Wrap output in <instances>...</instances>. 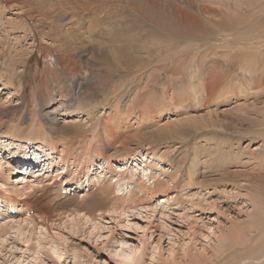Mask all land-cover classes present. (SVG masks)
<instances>
[{
	"label": "rangeland",
	"instance_id": "1",
	"mask_svg": "<svg viewBox=\"0 0 264 264\" xmlns=\"http://www.w3.org/2000/svg\"><path fill=\"white\" fill-rule=\"evenodd\" d=\"M126 2L128 0H0V136L6 134L10 125H17L18 134L24 133L37 143L32 134L37 128L35 124L41 123L42 127L38 128L47 133L43 150L52 153L49 169L26 176L18 161L6 158L8 153L0 154L3 159L0 166V264H261L264 261V219L263 225L258 221L264 218V182L256 181L264 178V162L257 163L264 160V91L248 92L244 87L249 83L264 85L261 69L264 13L259 17L254 15L264 8V0L249 13L243 9L235 12L239 15L237 20L242 21L239 25L254 20L250 28L244 25L245 33L237 35L241 28L238 25V31L233 30L234 34L227 41L219 40V35L209 41L180 43L171 38L163 40L160 49L148 47L150 40L145 38L152 34L155 15L149 13V18L143 19L139 13L136 15L134 10L124 7L126 12L119 18L117 13ZM77 11L83 14L82 21L71 19L72 12ZM198 12L197 6V18L202 23L201 27H193L199 30L206 19L219 20L222 19L220 14L223 15L219 12L220 16L213 17ZM226 13L234 14L233 11H224ZM249 14L252 15L250 20L247 19ZM132 16L144 24L146 30L135 25L132 27L136 30L131 31L124 25ZM168 18L173 22V26L168 27L172 31L177 21L165 15V21H169ZM147 19L152 21H149L150 29ZM92 20H100L99 26L88 32L86 29L94 23ZM187 23H178L181 30L191 27V23ZM69 25L72 26L69 31L75 30L71 32L75 47L65 32ZM83 26L85 33L79 30ZM126 27L135 38L127 36ZM227 42L229 46H225ZM101 44L109 49L112 45L124 51L132 49L129 53L138 59L166 58L174 55L172 50L182 53L175 60L167 57L171 59L167 71L150 74L151 82L145 92L139 88L149 99L147 105L133 106L130 117L134 119L136 112L153 105V120L133 125L132 128L139 126L140 131L126 130V139L119 144H109L105 139L101 130L103 117L113 113L114 101L120 102L118 107L127 106L136 91V87L129 90L136 79L127 78L126 83L132 84L123 86L117 94L113 91L122 79L116 80L115 87L110 85L111 80L102 87L105 68L93 57ZM139 45L143 48L140 51L137 50ZM123 53L121 51L120 59H126ZM193 59L202 62L203 70L207 65L214 69L221 83L217 93L224 94L217 102L204 106L198 105L196 98L180 103L171 101L169 93L189 83L186 79L191 81L187 76L190 69L182 66ZM249 60L258 63L251 72ZM170 63L181 65L183 73H178V69L175 78L172 77ZM261 71L263 75L259 79ZM146 79L144 76L141 81ZM168 123L176 129L175 133L159 136L160 127ZM80 130L84 131L82 135L72 134ZM93 131H98L102 138V154L95 152L98 144L93 140ZM36 134L40 140V131ZM51 134L64 139L63 149L60 144L53 143L54 149L49 146ZM20 137L6 140L7 144L0 147L21 149L22 154L29 152L31 143ZM204 146L209 147L204 149ZM61 151L63 157H59ZM126 159V169L118 171ZM89 166L90 172L83 175L81 171ZM141 167L146 169L147 176H143ZM68 179H72L71 183ZM19 180L20 183H16ZM24 181L35 185L34 194L31 190L19 194ZM156 181H160L162 187L154 193L151 191ZM73 182L82 185L77 188ZM104 186L108 195L101 189ZM86 200L90 205H85ZM44 202H49V209L47 219L41 220L35 216L39 210H34L33 206ZM26 204L34 212H29L34 220L29 226L24 222L17 224L21 219H30L23 213ZM112 209L117 213L107 212ZM92 224L96 228L92 229ZM40 225L43 228L40 229ZM235 235L240 238L236 245L233 244ZM128 251L133 252L130 260L123 255Z\"/></svg>",
	"mask_w": 264,
	"mask_h": 264
},
{
	"label": "bare ground",
	"instance_id": "2",
	"mask_svg": "<svg viewBox=\"0 0 264 264\" xmlns=\"http://www.w3.org/2000/svg\"><path fill=\"white\" fill-rule=\"evenodd\" d=\"M36 4V3H35ZM144 4V5H143ZM261 4H262V0H128V2H126V5H121L122 7V9H121V11L120 12H118L117 14H119V18L120 17H122L125 13L124 12H126V11H124L123 9H124V7H129L130 8V10L132 9V10H134L133 12L136 14V13H139V15L143 18V19H145V17L146 18H149V13H150V15L152 14V16H154L155 18V20L153 21V25L151 24V23H149V21L150 22H152L150 19H147V23H146V25H148L147 26V28H151V26H152V28L150 29L151 31H152V34H150V35H147L145 38H149V44H150V46H149V44H147L148 45V47H152V46H158L157 48H159L160 49V47H161V45H162V42H163V40H167L168 39V41H169V39H171V38H175L176 39V41H178L179 43L180 42H183V41H187V40H201V39H204V40H207V41H209V40H212L213 38V36H220V38H219V40H224V41H227V39H229V37H230V35H232V34H234V32L232 33V31L234 30V31H238V27L241 25H239V21L240 22H242L241 20H237V18L236 17H238L239 15H238V13L237 14H235V12L238 10H241V9H243V11H245V12H251V9L253 8V9H257L258 7H260L261 6ZM82 5V4H81ZM148 5V6H147ZM144 6H146L145 8H147V7H149V9L150 10H145V8L143 9V7ZM197 6H198V11L200 12V13H202V14H208V15H211V16H213L214 17V15H217L219 12L220 13H222L223 12V15L222 14H220L221 16H222V19H219V20H210V19H206V21L205 22H203V25H202V28H201V30H199V27H198V29L197 28H195V27H197V25H199L200 27H201V21L200 20H198V18H197ZM67 7H69V6H67ZM129 8H128V10H129ZM86 9V8H85ZM196 10L195 12H192V10ZM245 9V10H244ZM26 10V9H25ZM58 10H60V9H58ZM64 10V9H63ZM80 10V9H79ZM129 10V11H130ZM151 10H155V11H151ZM71 11V10H70ZM74 11H76V10H74ZM92 11V10H91ZM145 11V12H144ZM147 11H150V12H147ZM224 11L225 12H232L233 11V13L234 14H231V13H229V14H224ZM237 11V12H238ZM198 12V13H199ZM68 13V12H67ZM166 13V14H165ZM240 14H241V12H239ZM264 13V8L260 11V10H257L256 11V13H254V15H256V16H261V14H263ZM36 14V13H35ZM54 14V13H53ZM80 14V11H77V12H72V14H71V19L73 20L74 18V20L76 21V19H79L80 21H82L83 20V14L80 16L79 15ZM68 15V14H67ZM93 15V14H92ZM99 15V14H98ZM137 15V14H136ZM165 15H166V17H169L170 16V18H172L173 20L175 19V21H177V25L176 26H174L172 29V31H170V30H168V27L169 26H173L172 24H173V22L172 21H170V19H169V21H165ZM169 15V16H168ZM199 15V14H198ZM220 15H217V16H220ZM233 15H235V16H233ZM133 16L135 17V15L133 14ZM132 16V17H133ZM139 16V17H140ZM205 16V15H204ZM250 16H252V15H250L249 14V17L247 18L248 20H250ZM70 17V16H69ZM73 17V18H72ZM94 17H96V14H95V16ZM109 17V16H108ZM132 18V19H130V22H125V24L124 25H126V26H129L130 27V30L131 29H133V27L132 26H135V25H137L140 29H144L145 27L137 20V19H135V18ZM140 17V18H141ZM164 17V18H163ZM200 17V16H199ZM203 17V16H202ZM241 17H242V15H241ZM246 17V16H245ZM110 18V17H109ZM141 18V19H142ZM152 18V17H151ZM204 18V17H203ZM93 19V18H92ZM95 19V18H94ZM98 19H99V17H98ZM241 19V18H240ZM97 20V19H96ZM190 22L191 23V27L190 28H188V29H183V30H181V24H187L188 25V23L187 22ZM253 19L251 20V22H247L246 24H244L245 22H243V25H241L240 27V31L239 32H237V35H240V32H246V30H245V26L244 25H248V27L250 28L251 26H252V23H253ZM71 22V21H70ZM74 22V21H73ZM92 22H94V20H92ZM98 22H100V20H98V21H95L93 24H89L88 25V29H86L88 32L89 31H93V30H95L99 25V23ZM181 23L180 25L178 24V23ZM209 22V23H208ZM78 23H80V22H78ZM66 24V23H65ZM149 24H151V26L149 25ZM210 24H214V27H210ZM145 25V26H146ZM187 25H184L185 27H187ZM239 25V26H238ZM77 26V25H76ZM183 26V25H182ZM193 26H195V27H193ZM64 27V26H63ZM77 27H79V26H77ZM176 27V28H175ZM37 28V27H36ZM50 28V27H49ZM71 28H72V26H71ZM70 28V25H69V28L67 27L66 28V33H67V37L70 39V40H72L73 42H71V44H73L74 45V47H75V38H74V35H73V33H71L72 31H69V29H71ZM125 28V27H124ZM123 28V29H124ZM127 28V30H128V32H127V30H126V33H127V36H130L131 38H135V37H133L129 32V29H128V27H126ZM67 29H68V31H67ZM84 29V26L83 27H80L79 28V30H81L80 32L81 33H85V31L83 30ZM244 29V30H243ZM78 30V29H77ZM125 30V29H124ZM134 30V29H133ZM136 30V29H135ZM134 30V31H135ZM138 30V29H137ZM145 30H146V28H145ZM64 31V30H63ZM75 31V30H74ZM73 31V32H74ZM132 31V30H131ZM140 32V31H139ZM244 32V33H245ZM243 33V34H244ZM140 34V33H139ZM146 34H149V33H146ZM236 34V33H235ZM242 34V35H243ZM50 35V34H49ZM76 35V34H75ZM141 35V34H140ZM63 36V35H62ZM137 36V35H136ZM66 37V36H65ZM76 37V36H75ZM139 37H141V39L143 38L142 36H139ZM61 38V37H60ZM125 38V37H124ZM253 38H256V37H253ZM114 39H115V37H114ZM113 39V40H114ZM140 39V40H141ZM241 39V38H240ZM252 39V38H251ZM59 40H61V39H59ZM66 40V39H65ZM116 40V39H115ZM145 40V39H144ZM62 41V40H61ZM118 41H119V39H118ZM118 41H116V42H118ZM156 41H160V43H156ZM167 41V42H168ZM171 41V40H170ZM234 41V40H233ZM68 42V41H67ZM113 42H115V41H113ZM121 42V41H120ZM133 42V41H132ZM65 43V42H64ZM77 43H79V42H77ZM134 43V42H133ZM143 43V42H142ZM224 43V42H223ZM247 43V42H246ZM68 44V43H67ZM220 44V43H219ZM245 44V43H244ZM64 45V44H63ZM169 45V44H168ZM173 45V44H172ZM171 45V46H172ZM230 45V43L229 42H227L226 43V45L225 46H229ZM243 45V44H242ZM62 46V45H61ZM115 46H116V43H115ZM129 46V44L127 45V47ZM192 46V45H191ZM224 46V45H223ZM224 46V47H225ZM233 46V45H232ZM71 47H73V46H71ZM114 46L112 45V47H111V49H109L108 47H106V46H104L103 44H101V45H98V47H97V51H96V54H95V56H93L94 57V59H97L98 60V62L100 63V66L101 67H103V65H104V68H105V72H106V75H105V81H102V87H104L105 85H106V82L108 81V80H111L110 82H111V84L110 85H112V86H117V82H116V80H118V79H122V81L120 82V84H119V86L118 87H116V89L113 91L114 93L117 91V90H119L120 88H122L123 86L125 87V86H128V85H130V84H132V83H126V79L127 78H129L130 76H133V80L134 79H136V82H135V84L134 85H132V86H130L131 87V89H129V90H131V91H133L134 90V88L136 87V91H135V93L134 94H132V96H131V98H130V101L128 102V104H127V106H125L124 108L122 107V106H120V107H118V105H119V103L120 102H118V101H114L113 103L114 104H112V109H113V113L111 114V115H109L108 113H107V115H109V116H104V117H106V118H104L103 117V119H105V120H103L104 122V124H102V132L104 133V137H105V139L109 142V144H115V143H118V142H120L121 140H125L126 139V136H125V131L126 130H131V129H135L136 131H140L139 130V126H140V124L141 123H143V122H150L151 120H153L152 119V117L153 116H151V114H155V109H153V105H150V104H152V103H150L149 105V107L148 108H145L146 110H144V108H142V110L141 111H139V112H136L135 114H134V119L133 118H131L130 116H131V114H130V111L132 110V107L133 106H136V108L137 107H140V106H143V105H147L146 103H147V100L149 99L148 97H146L145 96V94L144 93H142V90L141 91H139V88L140 87H142L143 88V90H144V92L146 91L145 90V88H148V84H149V82H151V77H150V74H152L153 75V73H156V74H158L159 75V73L161 72V71H164V69H166V71H167V69L169 68V66H168V62H169V60H171V59H168L167 57H172V58H174V60L175 59H177V58H179V56L182 54L181 53V51H171V53L172 54H174V55H172V56H170V55H168V56H166V58H161V57H159V58H157L156 59V57H155V59H138V57L136 56V55H132V53H129V52H131V50L132 49H130V51H126L127 49H125V51L124 50H122L123 48L121 47V49H119V48H113ZM162 48V47H161ZM227 48V47H226ZM143 48H142V45H139L138 46V48H137V50L138 51H140V50H142ZM144 49H145V47H144ZM154 49H156L155 47H154ZM158 49V50H159ZM172 49H174V48H172ZM197 49V48H196ZM70 50V49H69ZM74 50V49H73ZM168 50V49H167ZM169 50H171V49H169ZM177 50V49H176ZM198 50V49H197ZM121 51L122 52H124L123 53V56H125L126 57V59H120L121 58ZM134 52H135V50H133ZM132 51V52H133ZM162 51V50H161ZM199 51V50H198ZM137 52V51H136ZM151 52V51H150ZM156 52V51H155ZM159 53H160V51H159ZM125 54V55H124ZM229 54V53H228ZM138 55V54H137ZM159 55V54H158ZM122 56V57H123ZM176 56V57H175ZM229 56V55H228ZM136 58V59H135ZM195 58V57H194ZM199 58V57H198ZM166 59V60H165ZM185 60V59H184ZM193 61H196V62H193ZM193 61H191L190 62V64L189 63H186V65H184V66H182L183 67V69L185 68V69H187L188 70V68L190 69V70H188L187 72H188V74H187V76L189 75L190 76V80L191 81H189L188 79H186L189 83H187L186 81V83L187 84H184V82H182L184 85H183V87L181 88V89H175V91L174 92H171V93H169L170 94V96H171V101L173 100V102L174 103H180L179 101H185L186 99H188V98H191V100H194V98H196L197 100H198V102H197V104L198 105H206V104H209V103H215V102H217V100H220L222 97H223V93H217V90H218V88L219 87H221V83H220V81H219V78H217L216 77V73H215V71H214V69H212L211 68V66H206L205 67V69L203 70L201 67H203V65H202V62H199V63H197V60L196 59H193ZM251 61V63H250V67L248 68V70L251 72L253 69H254V67L255 66H258V63L255 61V60H249V62ZM261 69H263L264 70V59H261ZM171 62V61H170ZM179 62V61H178ZM182 63V62H181ZM201 64V65H200ZM213 65V64H212ZM170 66L172 67L171 68V71H169L171 74H172V77H174L175 78V75H176V73H177V71H178V69H179V71H178V73H183V71H180V69H182V67H181V65H177L176 66V64L174 65V64H171L170 63ZM196 66L198 67V68H196ZM238 67H240V68H244V69H247L243 64H238ZM215 68V67H214ZM182 69V70H183ZM255 69H257V67L255 68ZM146 71H148L147 73H146ZM220 71V70H219ZM257 71V70H256ZM170 75V74H169ZM262 75H263V72L261 71L260 72V75H259V79H262ZM146 77L147 76V79L143 82V81H141L142 80V77ZM154 76H155V74H154ZM153 76V77H154ZM183 76V75H182ZM181 76V77H182ZM186 75H184L183 77H185ZM224 76V75H223ZM178 77H180V76H178ZM149 78V79H148ZM171 78V77H170ZM125 79V81H123ZM251 79H254V77H252ZM174 80V79H173ZM179 80V79H178ZM223 80V79H222ZM155 81V80H154ZM260 81H262V80H260ZM142 82L144 83V84H142ZM223 82V81H222ZM264 82V81H263ZM262 82V83H263ZM176 83V82H175ZM174 83V84H175ZM181 83V84H182ZM142 85V86H141ZM239 85H241V84H239ZM96 86H99V83L98 84H96L95 85V89H96ZM172 86V85H171ZM264 86V85H263ZM263 86H261V85H253L252 83H249V84H247V86L246 87H244L245 89H249L248 90V92L249 91H257V93H258V91H264V87ZM180 87V86H179ZM263 87V88H262ZM243 88V86H239V89H244ZM97 89H98V87H97ZM172 89V88H171ZM151 90H153V89H151ZM223 90V89H222ZM148 91H150V90H148ZM171 91V90H170ZM181 91V92H180ZM118 92H116V94H117ZM147 94H148V92H146ZM60 95V97L61 96H64L63 94H59ZM113 95H115V94H113ZM152 95V94H151ZM197 96H199L200 98H197ZM169 97V96H168ZM84 102V101H83ZM148 103H149V101H148ZM84 104V103H83ZM130 106H131V108H130ZM111 107V106H110ZM111 109V108H110ZM111 109V110H112ZM63 112V111H62ZM109 112H111V111H109ZM64 113V112H63ZM157 113V112H156ZM33 115V114H32ZM236 115V114H235ZM35 116V115H34ZM34 116H32V117H34ZM239 116V115H238ZM155 117V116H154ZM37 119V118H36ZM188 120V119H187ZM33 121H34V119H33ZM186 121V120H185ZM10 122V121H9ZM36 122V121H35ZM65 122V121H64ZM152 122V121H151ZM181 122V121H180ZM203 122V121H202ZM31 123H33L32 121H31ZM174 123V122H173ZM35 124V123H34ZM174 124H177V123H174ZM185 124V123H184ZM36 126H37V128H35V129H33V134L32 135H34L35 136V138L37 139V140H35V141H37V143H33V141H32V139L31 138H26L24 135H26V134H18V132L16 131V129L17 128H20V127H18L17 125H10V129L8 128L7 129V131L5 132L6 134L5 135H2V136H0V144H7V142H6V140H15L14 139V137H17L18 135H20L21 137H25L24 139H25V141H27V142H29V143H31V145H32V149H29V152H31V154H32V156L33 157H39L40 158V160H42L43 159V161H47V162H49L50 164H51V162H52V159H51V152H45V150H43V147L45 146V145H47V144H44V145H42V143H43V141H44V138L46 137V135H47V133H45L42 129H39L38 127H40L41 126V123L40 124H38V123H36L35 124ZM133 125H139V126H136V128H132V126ZM75 126H77V125H75ZM163 126V125H162ZM42 127V126H41ZM95 128V126L93 127V129ZM96 129V128H95ZM40 131V140H38V137H37V134H36V132L37 131ZM76 130V129H75ZM89 130V129H88ZM129 130V131H130ZM174 130H176L173 126H171L169 123L168 124H165L163 127H160V129L158 130V132H159V134H157V135H159V136H163V135H167V134H169V133H171V134H174L175 132H174ZM87 131V130H86ZM85 131V132H86ZM82 132H84V131H81L80 130V132L79 133H76V131H72V134H78L79 136L80 135H82L81 133ZM94 133H92V135H93V140L95 139L96 140V142H97V144H98V146H97V148H96V153L97 154H99V153H101L100 152V149H101V136L99 135V133H98V131H93ZM125 132V133H124ZM133 133H135V131L133 132ZM132 133V134H133ZM137 134V133H136ZM23 135V136H22ZM52 135V134H51ZM49 136L50 137V139H51V142H52V144L51 145H49V146H51L53 149H54V146H53V143H54V145L56 144V146H57V144H60V146H61V149H63L62 147H63V145L65 146V141H64V139L63 138H60V137H54L53 135L52 136ZM77 135V136H78ZM137 135H140V134H137ZM137 135H135V136H137ZM78 136V137H79ZM83 136H85V135H83ZM20 137V138H21ZM85 137H87V136H85ZM30 141H29V140ZM61 139H62V141H61ZM87 139V138H86ZM34 140V139H33ZM136 140H137V138H136ZM32 141V142H31ZM122 141V142H123ZM154 141V140H153ZM146 142V141H145ZM148 143H151L150 141H147ZM146 142V143H147ZM123 143H126V142H123ZM122 143V144H123ZM147 143V144H148ZM67 144H68V142H67ZM119 144V143H118ZM206 144V143H205ZM34 145H36V147H34ZM204 145V144H203ZM103 146V145H102ZM124 146V145H123ZM9 147V146H8ZM8 147H0V154H2V153H8L7 154V157L6 158H13V157H15V158H17V159H19V158H24V155L26 154H22V151L23 150H21V149H15V148H8ZM31 147V146H30ZM29 147V148H30ZM209 147V146H208ZM207 146H206V148H208ZM23 148V147H22ZM201 148V147H200ZM205 148V146H204V149H206ZM49 149H51V148H49ZM201 150V149H200ZM63 151V150H62ZM61 151V153H60V155H59V157H63L62 156V154H63V152ZM206 151V150H205ZM208 152V151H207ZM65 153V152H64ZM96 154V155H97ZM102 154V153H101ZM164 154V153H163ZM3 155V154H2ZM160 156H162V154H160ZM144 158V157H143ZM151 158V157H150ZM208 158V157H207ZM145 159V158H144ZM143 159V160H144ZM1 160H3V159H1V157H0V166L2 167V165H3V162L1 161ZM79 160H80V158H79ZM108 160V158H106V161ZM148 160V159H147ZM150 160V159H149ZM206 160H208V159H206ZM211 160V159H210ZM8 161V160H7ZM10 161V160H9ZM9 161L7 162V163H9ZM17 161H19V160H17ZM127 159H126V161L124 162V163H122V164H120V166H119V168H118V171H122L121 169H123V168H125L126 169V163H127ZM194 161V160H193ZM11 162V161H10ZM78 162V161H77ZM144 162H145V160H144ZM147 162H149V161H147ZM154 162V161H153ZM208 162H209V160H208ZM264 162V160L263 161H259V162H257V163H259V165H261L262 163ZM4 163H5V161H4ZM54 163H57V161L56 162H54ZM210 163V162H209ZM256 163V162H255ZM10 164V163H9ZM135 164V163H134ZM152 164H154V163H152ZM158 164V163H157ZM214 164V163H213ZM76 165H78V164H75V166ZM155 165V164H154ZM209 165V164H208ZM136 166H137V168L139 169V167H138V165L136 164ZM129 167V166H128ZM144 167H147V164H146V162L144 163ZM66 168V167H65ZM88 169H84V170H82L81 172L83 173V175H87V172L89 173L90 172V170H89V168H90V166L89 167H87ZM101 168V167H100ZM2 169V168H1ZM141 171H142V174H143V176L145 175V176H147V174L148 173H146L147 171H146V169H144L143 167H141ZM166 170H168V169H166ZM23 171V170H22ZM117 171V170H116ZM125 171V170H124ZM94 173L96 174L97 173V171L95 170L94 171ZM20 175H18V177H19ZM100 176V175H99ZM144 176V177H145ZM17 177V176H16ZM19 178H23V177H19ZM252 179V178H251ZM18 180V179H17ZM86 180V179H85ZM71 181H72V179H68V182L69 183H71ZM149 181V180H148ZM23 182V181H22ZM25 182V181H24ZM97 182H99V180H97ZM157 182V185L154 187V188H152V191L151 192H154L155 193V191H157L159 188H161L162 186H161V182L160 181H156ZM256 182H260V183H262V182H264V178H260L258 181H256ZM16 183H20V180L18 181V182H16ZM73 183H76V182H73ZM96 183V182H95ZM254 183V182H253ZM257 183V187L259 186V184ZM88 184V183H87ZM22 185V184H21ZM79 185L81 186L82 185V183H80V184H77L76 183V185L75 186H77V188L79 187ZM138 185V184H137ZM34 184H32V183H28V182H25L22 186H20L19 187V190H20V193L19 194H25L27 191L29 192V190H31L30 192H31V194H34ZM38 186V185H37ZM143 186V185H142ZM168 186V185H167ZM261 188V187H260ZM74 189V188H73ZM101 189H102V191H103V193H105V191L107 190V188H106V186H104V187H101ZM144 191H146V189L144 190ZM102 193V194H103ZM149 193H150V190H149ZM107 193H105V195H106ZM264 194V193H263ZM108 195V194H107ZM28 197V196H27ZM54 197H56V196H54ZM53 198V197H52ZM26 199V198H25ZM51 199V198H50ZM55 199V198H54ZM22 200H24V199H22ZM22 200H20V201H22ZM25 203H26V201H24ZM85 202H88V200H86ZM16 203H17V205L19 206L20 205V203L18 202V201H16ZM48 205H49V202H44V203H41V206H37V205H35V206H33L34 207V210H39L38 212L39 213H34L33 211H32V208H31V206H28V204H26L25 206H27L26 208H25V210H23V213H28L27 215H28V217H30V219H26V218H24V219H21L20 221H18L17 222V224H19L20 222H24L25 223V225L26 226H29V224L30 223H34V220H33V217H31V212L32 213H34L35 214V216L36 217H38V218H40L41 220H46L47 219V213H48V209H49V207H48ZM85 205H90V202H88V203H86ZM113 207V206H112ZM135 207V206H134ZM111 208V207H110ZM132 208V207H131ZM30 212V213H29ZM77 212V211H76ZM107 212H110V213H112V212H116V210H114V209H112V210H108ZM117 213V212H116ZM20 214V213H19ZM261 216H263L262 215V213H261ZM27 217V216H26ZM85 218V217H84ZM264 218H260V221H258L259 223H261V221L263 220ZM40 220V221H41ZM78 221V220H77ZM86 222V221H85ZM93 222V221H92ZM257 223V222H256ZM38 224V223H37ZM262 224V223H261ZM19 225H21V223L19 224ZM23 225V224H22ZM93 225V224H92ZM263 225V224H262ZM41 226V225H40ZM93 227L94 228H96V226H95V224L92 226V229H93ZM262 227H264V226H262ZM41 228H43V226H41L40 227V229ZM255 229H259V227L258 226H255L254 227ZM253 228V229H254ZM45 229V228H44ZM264 228H262V230H263ZM95 230V229H94ZM16 231V230H15ZM18 231V230H17ZM258 234V233H257ZM259 235V234H258ZM262 239V238H261ZM238 243H240V238L237 236V235H235V237H234V240H233V244L234 245H236V244H238ZM255 245V244H254ZM253 245V246H254ZM249 248V247H248ZM253 248V247H252ZM251 249V248H250ZM254 249H255V247H254ZM252 250V249H251ZM250 251V250H249ZM133 252L132 251H128L127 253H124L123 255H124V257H125V259H131L132 258V254ZM244 253H246V252H244ZM253 253V252H252ZM263 253V252H262ZM262 253H261V255H262ZM248 254V253H247ZM251 254V253H250ZM253 254H255V253H253ZM246 256V255H245ZM264 255H262V257H263ZM247 257V256H246ZM260 258V257H259ZM264 263V261L261 263V264H263Z\"/></svg>",
	"mask_w": 264,
	"mask_h": 264
}]
</instances>
